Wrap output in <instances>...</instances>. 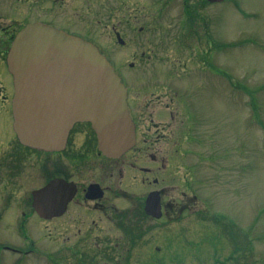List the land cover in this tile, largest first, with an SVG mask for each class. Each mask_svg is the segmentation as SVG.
Wrapping results in <instances>:
<instances>
[{"label":"rangeland","instance_id":"374dc122","mask_svg":"<svg viewBox=\"0 0 264 264\" xmlns=\"http://www.w3.org/2000/svg\"><path fill=\"white\" fill-rule=\"evenodd\" d=\"M124 1L119 17L133 19L134 12L139 22L134 31L120 33L121 45L114 32L119 0H0V89L14 92L6 63L12 38L26 25L42 23L95 44L128 87L148 83L188 94L202 111L203 125L187 129L186 161L176 172L174 167L164 188L166 200L174 202L178 187L185 189L192 204L181 215L170 209L166 218L146 219L144 229L137 225L129 249L126 239L120 241L123 264H264V0H170L165 18L157 13L159 0ZM142 54L168 60L133 66V57ZM6 148L0 140V152ZM69 217L28 228L0 222V242L12 244L33 232L22 238L23 248L39 241L38 247L55 254L74 243L69 237L78 230ZM112 236H103L104 249L115 247ZM60 253V264H68V252ZM17 259L3 264H19ZM20 264L52 263L44 256Z\"/></svg>","mask_w":264,"mask_h":264},{"label":"flooded vegetation","instance_id":"af4514ba","mask_svg":"<svg viewBox=\"0 0 264 264\" xmlns=\"http://www.w3.org/2000/svg\"><path fill=\"white\" fill-rule=\"evenodd\" d=\"M159 4L161 10L157 13L160 18H165L170 0H159ZM125 6V1L119 0L118 17L124 14ZM133 15V19L124 16L123 20V17H119V23L114 28L117 38L124 42L121 45L125 41L120 33L134 31L138 26L137 13L133 12ZM154 22L150 23L148 32L153 30ZM145 30V26L139 29L140 33ZM133 60H136L133 66H137L141 60L168 59L142 54L134 56ZM125 85L128 89V107L135 125L136 144L119 158H109L99 151L97 137L86 122L75 124L62 151L48 152L25 146L17 137L14 121L10 122V112L13 120V93L8 94L7 90L0 89V140L7 144L6 150L0 152V222L9 224L15 221L19 228H28L32 224L56 225L57 221L69 214L68 220L78 230L69 237L70 241L72 238L74 240L72 246L56 250L55 254L38 247L39 241L30 249L23 248L22 238H28L33 232L19 236L18 241L12 244L0 242V264L8 257H18L20 264L28 258L42 260L44 256L48 262L60 264V252L64 251L68 252L66 257H70L68 264H123L127 257L120 241L126 239L129 249L136 240L137 225L141 230L146 219L161 220L170 216V209L177 208L179 215L189 209L192 203L188 201L185 189L178 187L180 199L176 202L166 200L169 190L164 188V181L172 177L174 167L176 172L185 163V145L187 138L191 137L187 129L203 125L202 111L190 104L188 94L175 88L151 89L150 84L138 82L134 87ZM55 180H63L65 185L73 184L71 187L76 188V192L64 211L42 217L35 207L34 193ZM92 185L99 187L96 195L89 193ZM140 189L144 193L138 197ZM154 192L159 193L161 219H155L146 211L147 199ZM55 196L58 193L50 196L52 203ZM41 202L44 203V200L41 199ZM92 215L94 218L88 223ZM86 225L89 228L82 231ZM100 225H105L106 234L108 231L114 232L112 238L116 242L113 249H104L108 237H103L106 234ZM29 228L32 229V226ZM96 229L102 234H95ZM88 241L98 242L89 243L92 247L88 249L83 248Z\"/></svg>","mask_w":264,"mask_h":264},{"label":"water","instance_id":"95a60500","mask_svg":"<svg viewBox=\"0 0 264 264\" xmlns=\"http://www.w3.org/2000/svg\"><path fill=\"white\" fill-rule=\"evenodd\" d=\"M118 42L124 43L122 39ZM7 65L15 89L14 130L25 146L62 151L77 122L92 125L99 151L109 158H119L135 145L127 89L93 43L46 24H28L15 35ZM72 185L55 180L36 191L37 212L51 217L64 211L76 192ZM98 188L90 186L89 193L96 195ZM56 193L52 203L50 196ZM146 211L161 217L158 192L149 195Z\"/></svg>","mask_w":264,"mask_h":264}]
</instances>
